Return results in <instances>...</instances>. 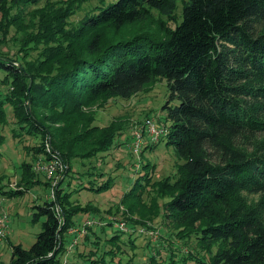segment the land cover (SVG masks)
<instances>
[{"label":"trees","instance_id":"16d2710c","mask_svg":"<svg viewBox=\"0 0 264 264\" xmlns=\"http://www.w3.org/2000/svg\"><path fill=\"white\" fill-rule=\"evenodd\" d=\"M30 1L34 0H0V82L7 85L0 99V124L5 122L7 102L17 129L40 137L37 146L22 147L46 159L55 153L66 168L53 198L32 205L30 220L44 217L33 242L27 248L10 244V258L0 264H60L73 216L99 213L89 202L71 203L70 192L60 187L71 170L70 160L106 151L118 129L111 123L90 125L88 107L111 97L128 98L157 79H165L168 91L164 144L181 160L174 177L153 183L156 196L165 199L160 203L162 215L168 223L186 228L185 234L194 232L204 250L217 243L207 257L191 251L181 259L264 264V0H178L177 22V0H113L65 28V19L82 1L69 0L64 7L36 9L35 33L26 30L19 9ZM152 22L155 29L124 32ZM10 26L21 34L20 56L1 50ZM29 42L41 46L34 49V57L26 58ZM39 108L47 113H39ZM17 135L12 129L11 136ZM238 136L248 139L250 146L254 140L255 147L248 151L243 140L237 142ZM47 138L50 152L44 149ZM20 170L16 188L0 185L1 196H21L40 184L30 162L22 161ZM139 178L120 197L121 203L132 200L126 203L127 211L139 203ZM86 183L80 187L98 193L107 190L111 180L93 178ZM242 191L261 192L263 198L247 200ZM147 210L156 213V200H150ZM128 219L125 216L127 223ZM121 232L116 229L106 239L115 243ZM126 233L131 246V230ZM76 244L73 251L80 254ZM103 252L111 253L108 259L88 256V264H120L112 259L115 247Z\"/></svg>","mask_w":264,"mask_h":264},{"label":"rangeland","instance_id":"374dc122","mask_svg":"<svg viewBox=\"0 0 264 264\" xmlns=\"http://www.w3.org/2000/svg\"><path fill=\"white\" fill-rule=\"evenodd\" d=\"M34 1V3L30 1L19 6L22 23L25 25L26 30L32 33H35L33 27L37 22V18L34 15L36 9L42 7H51V9L64 7L69 0ZM111 1L113 0H102L101 2L99 0H82L65 19L67 22L65 28L74 27L76 22L95 6ZM180 9L181 4L177 0L174 10V21L176 22L180 19ZM15 12V9L10 10V14ZM153 16L156 18V15ZM168 24L172 26L171 21ZM132 29L136 32L140 30L148 31L155 29V26L152 22L147 27H127L124 32L127 35ZM9 32L7 40L2 43L1 50L8 52V54L14 53L20 56L23 53V51H19L21 34L15 32L13 26L9 27ZM38 46L40 47L41 44H38ZM39 47L29 42L25 47L28 54L26 58H29V56L34 57L36 53L34 49ZM2 77L3 72L0 71V80ZM6 86L0 82V99L6 93ZM167 96L168 91L165 79H157L146 86V90L138 91L128 98L111 97L105 102H97L88 107V110L92 112L93 118L90 125L103 127L111 123L116 125L118 129L106 151L99 152L91 157H74L70 160L71 170L64 176L60 187L63 188L64 192H70L68 200L71 203L84 204L89 202L99 210L98 214L83 211L76 213L73 216L75 223L71 227H79L82 221L90 215L97 216V218L99 216L110 217L112 220L120 217L125 220V216H127L130 217L128 223L125 220L128 227L133 224L131 221L134 219H142L143 223L134 222L135 229L131 230L129 235L133 241L131 246H129L130 242L127 241L128 235L124 231L119 234V241H115L117 245L106 239L117 229L116 224L113 222L95 223L87 227L84 234L88 235V239H83L84 234L77 238L76 245L79 250H82L80 254L76 253V250H74V254L71 251L65 252V249L60 254V257H66L67 263L88 264V256L97 257L100 254L105 259H108L111 253L103 251L108 249L110 245L115 247L113 261L120 264H200L198 261L187 257H185L186 261H183L181 257L192 252L207 257L214 252L217 243L212 244L210 251L204 250L199 245L194 232L190 231L185 234L186 228L168 223L162 215L160 203L165 199L156 196L153 183L165 176L174 177L176 175V166L181 160L177 158L174 148L164 144L163 136L158 137L153 142L144 134H140L142 136L141 142L137 150L133 151L134 130L137 127L139 128L145 119H152L159 125L167 126L163 108L167 101ZM175 103V100L170 102V104ZM3 109L5 111V122L0 124V185L14 189L20 178V163L22 161L30 162L32 166L37 159L44 157L40 154L31 155L30 152L28 153L22 147L23 145L37 146L40 142L39 135H27L23 130L17 129L12 108L7 102L4 103ZM37 111L41 114L47 113V111L40 108ZM45 123L53 125L51 122ZM12 129L16 130L17 136H11ZM261 135H258V139L263 137ZM241 140L245 142L242 146L245 145L244 147L248 151L255 147L254 140L251 141L252 146H250L248 139L238 136L237 142ZM45 142L48 144V138L44 140V144ZM262 151V149L259 150V152ZM91 170H94L95 174L89 175L85 173V171L89 172ZM33 172L35 173L34 177L40 182L39 185L33 186L21 196L3 197L0 195V212H5L8 218L4 235H0V262L2 263H6L10 258V244L19 243L21 247L27 248L41 228L40 222L44 218L43 216L36 221L30 220L33 210L32 205L49 198L53 179L48 178L42 170ZM137 177H140L138 182L139 184L141 183L138 187L140 188L139 192H136L139 203L134 202L131 211H127L125 209L127 207L126 203L132 200L127 199L124 203H121L120 197L127 192ZM61 178V172L57 171L54 173L56 183ZM93 178L97 182H101L104 179L111 180V185L107 190L98 193L80 187L81 183H86ZM46 181L49 185L47 187L43 186ZM242 194L247 200L256 201L263 198L261 192L247 193L242 191ZM152 198L158 203L156 213L147 210ZM134 226H131V228ZM93 227L95 230L89 232V229L91 230ZM140 227L143 228L142 231L138 230ZM95 235L96 237H94ZM87 249H93V252L89 255H82L81 253L87 252ZM150 256H152V259Z\"/></svg>","mask_w":264,"mask_h":264},{"label":"built area","instance_id":"2783aa9c","mask_svg":"<svg viewBox=\"0 0 264 264\" xmlns=\"http://www.w3.org/2000/svg\"><path fill=\"white\" fill-rule=\"evenodd\" d=\"M166 131H167L166 127H164L163 125H159L155 123L152 119H145L142 125L139 128L137 127L134 130V135H133L134 150L133 151L137 150L141 142L142 136H140V134L142 135L144 134L150 141L154 142L156 141L158 137L164 136ZM44 149L46 152H50L51 150L47 142H45L44 144ZM65 168H66V165L62 163L60 158L55 153H52L49 159H46V158L37 159L31 166V169L33 171L36 172L38 170H42L48 178L53 179L51 181V189L49 193V197L51 199L53 198V188L56 185V182L54 180V173L57 171L62 173L65 170ZM55 210H58L57 204L55 206ZM7 221H8L7 214L5 212H0V235H4ZM106 221H111L115 223L116 228L120 231L126 232L129 230H133L130 226L128 227V225L126 224L125 220L122 217L116 220L115 219L112 220L110 219V217L99 219L96 216L90 215L82 221L79 227H76V228H72L71 226L68 227V229L66 230V233L69 235V238H68L69 241L65 246V252L72 251L74 245L77 243L78 236H81L82 234H84L86 232L87 227L92 226L95 223H105ZM138 230L142 231L143 228L140 227L138 228ZM74 231L76 232L73 233ZM48 254H50V251L48 252ZM60 264H67V259L65 256L60 257Z\"/></svg>","mask_w":264,"mask_h":264},{"label":"crops","instance_id":"0c3cea01","mask_svg":"<svg viewBox=\"0 0 264 264\" xmlns=\"http://www.w3.org/2000/svg\"><path fill=\"white\" fill-rule=\"evenodd\" d=\"M93 229L95 230V228H94V227H93ZM93 229H92V230H93ZM72 251H73V250H72ZM72 251H71V252H72ZM77 251H78V250H77ZM73 254H74V251H73ZM67 264H70V263H67Z\"/></svg>","mask_w":264,"mask_h":264}]
</instances>
